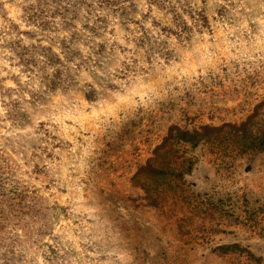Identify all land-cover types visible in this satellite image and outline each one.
I'll list each match as a JSON object with an SVG mask.
<instances>
[{"label": "rangeland", "instance_id": "rangeland-1", "mask_svg": "<svg viewBox=\"0 0 264 264\" xmlns=\"http://www.w3.org/2000/svg\"><path fill=\"white\" fill-rule=\"evenodd\" d=\"M263 136L264 0H0V264H264Z\"/></svg>", "mask_w": 264, "mask_h": 264}, {"label": "trees", "instance_id": "trees-1", "mask_svg": "<svg viewBox=\"0 0 264 264\" xmlns=\"http://www.w3.org/2000/svg\"><path fill=\"white\" fill-rule=\"evenodd\" d=\"M199 129V128H198ZM198 129H179L178 127H172L169 130L167 140L168 139H176L180 141H184L187 143H190L192 146H197L201 140H211V141H217L219 140V135L217 134L219 131V128L212 127V126H203L199 130ZM165 139V140H166ZM241 146V150H260L264 148V136L261 138H258V140H250L249 142L243 143ZM151 162H147V164L144 167H141L142 171H148L151 174L156 175H165L166 177H176L177 179L183 178V170L179 168L170 167L166 170L163 169H156L155 167H151ZM191 168L187 167L185 172H190ZM164 178V177H163ZM232 246H222L219 249L226 251L228 249H231Z\"/></svg>", "mask_w": 264, "mask_h": 264}]
</instances>
